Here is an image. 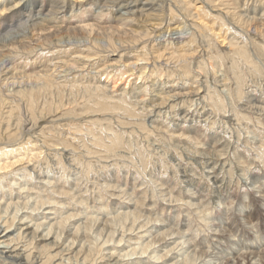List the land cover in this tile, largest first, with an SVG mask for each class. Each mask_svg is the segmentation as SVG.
Masks as SVG:
<instances>
[{
	"label": "clouds",
	"instance_id": "clouds-1",
	"mask_svg": "<svg viewBox=\"0 0 264 264\" xmlns=\"http://www.w3.org/2000/svg\"><path fill=\"white\" fill-rule=\"evenodd\" d=\"M0 264H264V0H0Z\"/></svg>",
	"mask_w": 264,
	"mask_h": 264
},
{
	"label": "bare ground",
	"instance_id": "bare-ground-1",
	"mask_svg": "<svg viewBox=\"0 0 264 264\" xmlns=\"http://www.w3.org/2000/svg\"><path fill=\"white\" fill-rule=\"evenodd\" d=\"M121 83V81H117L116 84H114L113 86L116 87L117 85H119Z\"/></svg>",
	"mask_w": 264,
	"mask_h": 264
}]
</instances>
